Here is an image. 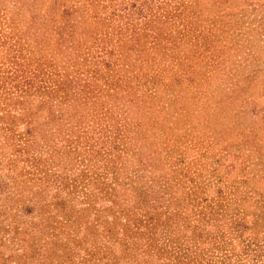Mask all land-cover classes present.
I'll list each match as a JSON object with an SVG mask.
<instances>
[{
    "label": "rangeland",
    "instance_id": "374dc122",
    "mask_svg": "<svg viewBox=\"0 0 264 264\" xmlns=\"http://www.w3.org/2000/svg\"><path fill=\"white\" fill-rule=\"evenodd\" d=\"M0 264H264V0H0Z\"/></svg>",
    "mask_w": 264,
    "mask_h": 264
},
{
    "label": "trees",
    "instance_id": "16d2710c",
    "mask_svg": "<svg viewBox=\"0 0 264 264\" xmlns=\"http://www.w3.org/2000/svg\"><path fill=\"white\" fill-rule=\"evenodd\" d=\"M123 9H125L124 7H123ZM18 77H16V75H12V76H9V79H14V80H16ZM18 82H20V81H17L15 84H13V87H19V85H18ZM22 82V81H21ZM25 82V81H24ZM25 83H29V82H25ZM21 84V83H20ZM24 84V83H23ZM126 223H123V225H125Z\"/></svg>",
    "mask_w": 264,
    "mask_h": 264
}]
</instances>
